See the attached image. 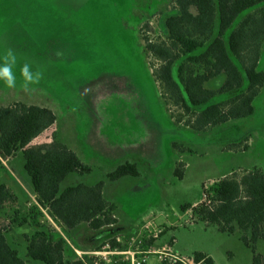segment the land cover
<instances>
[{
    "label": "rangeland",
    "instance_id": "1",
    "mask_svg": "<svg viewBox=\"0 0 264 264\" xmlns=\"http://www.w3.org/2000/svg\"><path fill=\"white\" fill-rule=\"evenodd\" d=\"M172 7L169 0H0V57L7 48L17 55V87L8 89L0 81V105L23 101L56 114L57 123L32 145L55 134L92 167L88 175H70L62 189L104 183L117 223L97 232L80 227L67 233L78 250H97L104 242L113 247L118 239L126 246L150 222L153 233L161 232L147 244L150 248L167 246L185 257L203 253L214 264H253L240 230L222 233L182 208L204 202L205 191L224 177L264 169V87L249 117L202 131L186 124L187 118L179 121L184 112L163 97L151 67L160 63L146 53L143 41L145 34L151 40L160 37L158 23ZM147 23L153 28L148 32L143 28ZM25 62L33 71L44 70L31 94L20 87L19 68ZM258 69L264 71V41ZM219 84L216 80L208 87ZM128 162L137 165L140 175L110 182L107 175ZM4 163L14 177L5 168L0 181L18 202L7 204L1 226L26 264H44L27 257L25 235L35 229L12 223L15 211L25 215L37 206L23 155ZM39 209L45 215L41 222L65 236ZM256 249L264 264V241ZM76 255L81 260L94 257ZM157 262L156 256L149 258V264Z\"/></svg>",
    "mask_w": 264,
    "mask_h": 264
},
{
    "label": "trees",
    "instance_id": "2",
    "mask_svg": "<svg viewBox=\"0 0 264 264\" xmlns=\"http://www.w3.org/2000/svg\"><path fill=\"white\" fill-rule=\"evenodd\" d=\"M169 1L173 7L158 23L160 37L151 40L145 34L143 41L146 53L160 63L151 67L163 97L184 112L178 120L187 118L186 124L202 131L251 116L264 87V71L258 69L264 41V0ZM143 28L147 32L153 29L148 23ZM216 80H220L217 87H208ZM56 123V114L48 108L23 102L0 107V171L5 170V161L22 153L38 203L25 215L15 211L12 219L19 227L35 229L25 235L27 257L44 264H86L93 258H74L77 255L67 233L81 225L92 232L115 226L116 207L105 199L103 182L62 189L70 175H88L92 167L55 134L50 143L32 145ZM139 175L137 165L128 162L107 178L117 182ZM17 202V195L0 181V264H26L1 226L5 207ZM39 207L66 238L41 222L45 215ZM182 209L192 210L198 221L215 225L222 233L233 235L240 230L241 240L252 250L253 264H263L256 248L264 241V169L254 168L240 178L224 177L205 191L204 202ZM112 245L125 247L116 242ZM194 256L214 264L206 254Z\"/></svg>",
    "mask_w": 264,
    "mask_h": 264
},
{
    "label": "built area",
    "instance_id": "3",
    "mask_svg": "<svg viewBox=\"0 0 264 264\" xmlns=\"http://www.w3.org/2000/svg\"><path fill=\"white\" fill-rule=\"evenodd\" d=\"M150 226L151 223L148 222L143 229L144 234L132 237L124 248L111 247L106 244L100 251L90 253L91 256H94L91 264H104L106 261L115 263L123 261L126 264H149L151 256L157 257L158 262L156 264H206L205 259L197 260L195 256L185 257L178 253H173L172 249L167 246H162L161 249L147 246L149 241L157 240L159 233H161L156 231L153 233ZM118 242L119 244L121 243L119 239Z\"/></svg>",
    "mask_w": 264,
    "mask_h": 264
},
{
    "label": "clouds",
    "instance_id": "4",
    "mask_svg": "<svg viewBox=\"0 0 264 264\" xmlns=\"http://www.w3.org/2000/svg\"><path fill=\"white\" fill-rule=\"evenodd\" d=\"M17 66V55L15 50L7 48L2 57H0V81L3 82L8 89L17 87V76L14 71ZM22 83L20 87L25 93L31 94L35 90L34 86H38L43 79L44 70L38 67L33 71L30 63H23L19 68Z\"/></svg>",
    "mask_w": 264,
    "mask_h": 264
},
{
    "label": "crops",
    "instance_id": "5",
    "mask_svg": "<svg viewBox=\"0 0 264 264\" xmlns=\"http://www.w3.org/2000/svg\"><path fill=\"white\" fill-rule=\"evenodd\" d=\"M17 102H23V101H16V102H14V103H17ZM14 103H7V104H2V105H0V107H7V106H10V105H12V104H14ZM48 131L49 130H47L46 132H44L42 135H46V133H48ZM41 135V136H42ZM51 140H52V138L50 139V140H47L45 143H50L51 142ZM70 147V146H69ZM71 148V147H70ZM72 149V148H71ZM73 150V149H72ZM74 151V150H73ZM4 165H5V168H7V171H9L10 173H11V175L14 177V171L13 170H10L9 169V167L6 165V163H4ZM13 171V172H12ZM18 198V197H17ZM28 201V200H27ZM197 204H195L194 206H196ZM190 212V211H189ZM80 227H83V229H84V231H86V232H91L87 227H86V225H81ZM79 227V228H80ZM65 235V234H64ZM65 237V236H64ZM66 238V237H65ZM69 242V241H68ZM69 244H70V242H69ZM70 246H71V248L72 249H74L76 252H78V253H80L81 255H87V254H90V253H92V252H97L96 251V247L97 246H94V247H91L90 249H89V247H86L85 249H80V250H78L77 248H75L74 246H72L71 244H70ZM93 250H95V251H93Z\"/></svg>",
    "mask_w": 264,
    "mask_h": 264
}]
</instances>
